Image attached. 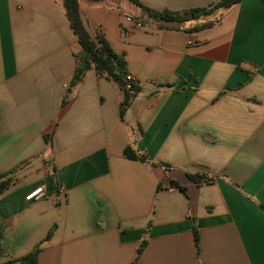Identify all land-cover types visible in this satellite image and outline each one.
<instances>
[{
  "label": "crops",
  "instance_id": "1",
  "mask_svg": "<svg viewBox=\"0 0 264 264\" xmlns=\"http://www.w3.org/2000/svg\"><path fill=\"white\" fill-rule=\"evenodd\" d=\"M78 8L137 90L122 118L120 87L92 69L68 91L86 54L61 0H0V264H132L142 242L136 264H264V0L182 24L128 0Z\"/></svg>",
  "mask_w": 264,
  "mask_h": 264
},
{
  "label": "trees",
  "instance_id": "2",
  "mask_svg": "<svg viewBox=\"0 0 264 264\" xmlns=\"http://www.w3.org/2000/svg\"><path fill=\"white\" fill-rule=\"evenodd\" d=\"M87 1L100 2L103 0H87ZM128 1L133 5L142 9L149 18H152L156 21H164L168 23H181V24L189 22L191 20L198 19L201 16L209 15L218 9L230 8L233 5L238 4L240 2V0H219L216 3L211 4L206 8H192L181 12H171L168 10H163L158 12L142 6L136 0H128ZM61 2H62L64 14L69 22L70 29L73 32V34L76 36L78 44L86 54L82 63L74 71L73 77L69 84L68 91L71 90L78 83H80L85 73L92 69L99 76L114 81L120 87L123 93V100L120 105L119 113H120V118H122L124 110L128 106L130 98L137 90L134 84H131L130 89H126L125 87L126 83L124 79L121 77L120 72L116 71L117 67H120L121 71L124 69L125 67L124 59L122 57L117 56L114 53V51L111 49V47L109 46V44L101 34L96 33L94 36H90L87 33L79 15L78 0H61ZM207 26L208 25L204 27ZM199 29L201 28H194L193 30L197 31ZM123 154L128 159H133V160L146 159L145 157H138L130 147H126L123 151ZM189 178L195 183L208 181V178L201 175H190ZM9 182H10V178L7 174L0 175V194H2L6 190ZM172 184L176 186L175 183L172 182ZM178 188L181 189L180 187ZM260 209L264 211V207H260ZM194 239H195V243L197 244L198 235L195 230H194ZM144 246L145 243L142 242L140 246L137 248L135 260L132 264H136L141 252L143 251ZM36 260H37V250L26 254L24 257L20 258L17 261H12L9 263L36 264Z\"/></svg>",
  "mask_w": 264,
  "mask_h": 264
},
{
  "label": "built area",
  "instance_id": "3",
  "mask_svg": "<svg viewBox=\"0 0 264 264\" xmlns=\"http://www.w3.org/2000/svg\"><path fill=\"white\" fill-rule=\"evenodd\" d=\"M127 21H130L129 18H127ZM134 27L137 29V28H140L141 27V24L140 23H134ZM191 42H188V44H190ZM126 85V89H130L131 87V84H133L134 80L133 78L129 75V74H124V77H123ZM45 195V192H44V189L42 186H38V187H35L34 189H32L28 194L27 196L25 197V200L27 202H31V201H35V200H39L40 198H42L43 196Z\"/></svg>",
  "mask_w": 264,
  "mask_h": 264
}]
</instances>
